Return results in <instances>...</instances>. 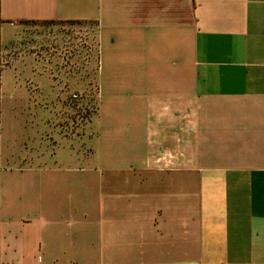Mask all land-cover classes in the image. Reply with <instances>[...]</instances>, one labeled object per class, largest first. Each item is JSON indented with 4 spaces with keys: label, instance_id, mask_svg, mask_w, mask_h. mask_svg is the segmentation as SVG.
Returning a JSON list of instances; mask_svg holds the SVG:
<instances>
[{
    "label": "crops",
    "instance_id": "crops-1",
    "mask_svg": "<svg viewBox=\"0 0 264 264\" xmlns=\"http://www.w3.org/2000/svg\"><path fill=\"white\" fill-rule=\"evenodd\" d=\"M0 264H264V0H0Z\"/></svg>",
    "mask_w": 264,
    "mask_h": 264
},
{
    "label": "rangeland",
    "instance_id": "rangeland-1",
    "mask_svg": "<svg viewBox=\"0 0 264 264\" xmlns=\"http://www.w3.org/2000/svg\"><path fill=\"white\" fill-rule=\"evenodd\" d=\"M62 29V26L60 25ZM68 28V27H67ZM72 32V31H71ZM62 33H66V30L61 31ZM68 34L69 31L67 32ZM60 45L64 48L70 42L69 39H65L64 36L59 39ZM69 45H67L68 47ZM96 68L97 62L93 58V76H92V89L89 95L86 97V107L83 106V93H75L77 95V99L75 100V104L72 107L61 109V122L67 123L69 125V130L73 132H77L79 123L82 122L83 117L86 119H91L94 123L98 119L99 115V102H98V89H97V76H96ZM71 97V94H70ZM69 97V100L71 99ZM67 128V127H66ZM96 134L95 125H92V136Z\"/></svg>",
    "mask_w": 264,
    "mask_h": 264
},
{
    "label": "built area",
    "instance_id": "built-area-1",
    "mask_svg": "<svg viewBox=\"0 0 264 264\" xmlns=\"http://www.w3.org/2000/svg\"><path fill=\"white\" fill-rule=\"evenodd\" d=\"M71 99H72V100H76V99H77V95H76V94H73V95L71 96Z\"/></svg>",
    "mask_w": 264,
    "mask_h": 264
}]
</instances>
